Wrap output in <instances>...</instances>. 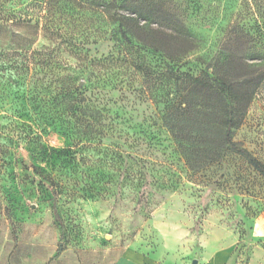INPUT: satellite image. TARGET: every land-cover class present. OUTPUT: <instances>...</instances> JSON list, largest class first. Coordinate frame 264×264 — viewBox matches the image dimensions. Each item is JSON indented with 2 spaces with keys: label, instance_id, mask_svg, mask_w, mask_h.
<instances>
[{
  "label": "rangeland",
  "instance_id": "obj_1",
  "mask_svg": "<svg viewBox=\"0 0 264 264\" xmlns=\"http://www.w3.org/2000/svg\"><path fill=\"white\" fill-rule=\"evenodd\" d=\"M96 1L0 0V264H264V177L232 150L187 164L162 120L171 65L143 48L141 73ZM156 1L197 38L196 75L242 0ZM234 140L264 163V83Z\"/></svg>",
  "mask_w": 264,
  "mask_h": 264
},
{
  "label": "trees",
  "instance_id": "obj_2",
  "mask_svg": "<svg viewBox=\"0 0 264 264\" xmlns=\"http://www.w3.org/2000/svg\"><path fill=\"white\" fill-rule=\"evenodd\" d=\"M96 4L101 14L118 25L122 33L119 41L141 73L151 76L150 68L138 58V51L143 48L161 54L171 65L157 75L176 85L175 91L159 100L163 103L162 120L187 164L201 169L222 160L225 152L232 150L264 177V163L234 140V131L242 125L264 83V22L260 21L264 18V0L241 1L236 20L219 49L212 55L198 57L205 66L196 75L179 71L190 61L198 41L173 9L156 0H97ZM249 16L256 19L255 32L244 21ZM55 28L43 26L51 33L57 31ZM71 44L67 41L68 46ZM19 65L25 66L22 62ZM69 93L73 97V92ZM69 107V112L78 117L80 110L74 102ZM54 215L58 216L56 211ZM14 235L16 242V231ZM63 251L64 245L59 241L53 257Z\"/></svg>",
  "mask_w": 264,
  "mask_h": 264
},
{
  "label": "crops",
  "instance_id": "obj_3",
  "mask_svg": "<svg viewBox=\"0 0 264 264\" xmlns=\"http://www.w3.org/2000/svg\"><path fill=\"white\" fill-rule=\"evenodd\" d=\"M125 261V264H129L132 261L133 264H157L155 260L151 259L147 262L146 257L143 253L135 251L131 248H127L124 252L120 253L116 257H107V264H119Z\"/></svg>",
  "mask_w": 264,
  "mask_h": 264
}]
</instances>
